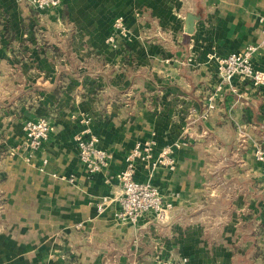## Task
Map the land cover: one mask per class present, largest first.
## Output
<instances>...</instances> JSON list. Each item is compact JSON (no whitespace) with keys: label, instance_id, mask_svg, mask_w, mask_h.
I'll return each instance as SVG.
<instances>
[{"label":"crops","instance_id":"obj_1","mask_svg":"<svg viewBox=\"0 0 264 264\" xmlns=\"http://www.w3.org/2000/svg\"><path fill=\"white\" fill-rule=\"evenodd\" d=\"M260 14L264 0H0V264H264V86L227 83L216 62L259 42ZM251 61L264 70V46ZM38 116L48 138L28 160L10 153ZM86 128L109 154L96 173L78 156ZM148 139L154 155L173 145L175 167L138 161L136 179L171 215L122 222L117 175Z\"/></svg>","mask_w":264,"mask_h":264},{"label":"built area","instance_id":"obj_2","mask_svg":"<svg viewBox=\"0 0 264 264\" xmlns=\"http://www.w3.org/2000/svg\"><path fill=\"white\" fill-rule=\"evenodd\" d=\"M28 5L35 10L56 9L60 0H26ZM261 24V38L258 43L246 44L238 51L231 52L225 56L216 57L217 73L224 81L230 83L234 77L247 80L253 87L264 86V70L254 67L251 58L258 48L264 46V14L258 16ZM114 34L107 37V42L116 48L121 44V38L127 35V29L122 17L115 18L113 22ZM208 108H212V98ZM89 118H85L87 123ZM24 138L21 142L11 147L10 153H23L26 160L36 151L44 140L48 138L52 130L51 120L47 116H38L27 119L23 123ZM84 132L89 134L83 137L76 136L78 156L85 165L87 172L96 173L101 171L108 163L109 154L106 150L97 146L98 138L90 133L89 128ZM155 142L152 139L138 141L125 156V165L118 173L117 179L121 190L117 197L119 205L115 217L122 222L136 223L144 213H149L155 220L162 222L171 215V203L165 200L158 189L148 182L136 179V162L142 161L151 170L159 166L173 169L175 160L172 155L173 145H166L154 155ZM174 145H178L175 143ZM255 157L262 163L264 179V148L257 145ZM97 210H103V202L97 205ZM158 264H187L186 259L179 261L161 260Z\"/></svg>","mask_w":264,"mask_h":264},{"label":"water","instance_id":"obj_3","mask_svg":"<svg viewBox=\"0 0 264 264\" xmlns=\"http://www.w3.org/2000/svg\"><path fill=\"white\" fill-rule=\"evenodd\" d=\"M200 17H201L200 12H197V13L188 12V13H186L185 19H184V32L187 34L192 33L194 23Z\"/></svg>","mask_w":264,"mask_h":264}]
</instances>
